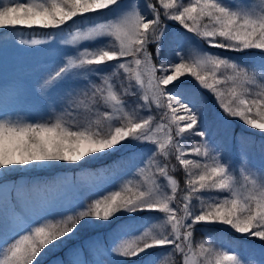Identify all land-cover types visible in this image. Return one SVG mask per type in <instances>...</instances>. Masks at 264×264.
<instances>
[{
  "label": "snow or ice",
  "instance_id": "snow-or-ice-1",
  "mask_svg": "<svg viewBox=\"0 0 264 264\" xmlns=\"http://www.w3.org/2000/svg\"><path fill=\"white\" fill-rule=\"evenodd\" d=\"M113 6L115 15L103 18ZM93 16L101 19L88 24ZM166 20L209 49L249 55L259 50L260 59L244 63L190 45L188 53L182 47L175 61L166 60L160 56ZM68 22L76 27L62 43L92 47L77 49L41 87L54 89L81 70L100 83L88 80L79 91L70 86L63 111L53 119H0V174L103 159L126 147L136 148L141 162L114 188L90 203L80 201L59 219L42 217L5 232L0 264H40L45 249L62 246L90 221L111 224L122 216L128 217L124 223L143 222L118 239L114 251L121 258H138L137 264H242L237 254L196 241L195 232L197 225L218 224L264 243V167L234 169L207 141L192 139L206 137L198 126L208 119V108L185 78L213 94L226 116L264 133V0H145L143 8L135 0L125 7L121 0H0V31L60 30ZM81 111L83 122L77 120ZM177 165L185 174L183 188L174 175Z\"/></svg>",
  "mask_w": 264,
  "mask_h": 264
},
{
  "label": "rangeland",
  "instance_id": "rangeland-1",
  "mask_svg": "<svg viewBox=\"0 0 264 264\" xmlns=\"http://www.w3.org/2000/svg\"><path fill=\"white\" fill-rule=\"evenodd\" d=\"M21 2H25V0H21ZM130 2L131 0H121L122 7L127 6ZM135 2L139 4L141 8L144 7L145 0H135ZM260 2L261 0H255V3L257 4ZM113 7L114 11L112 13L106 11L103 18L115 15L118 10H115V6ZM98 19H101V17L93 16L87 21V23L91 24ZM76 20L79 25L85 23L82 18L78 17ZM71 24L73 23L68 22L65 26H70ZM165 24L168 26L172 25L174 28V31L167 30L165 37L163 38L160 56L166 60L175 61L176 52L182 47L185 49V52L188 53L190 51V45H198L200 48L212 52L223 50L209 49L208 45L203 40H198L193 34L182 29L177 22L166 20ZM65 26L62 28H65ZM75 27L76 26L65 32H63L62 29H48L50 33L47 36H31L25 38L11 37L8 39L4 38L0 41V119L20 120L22 122L39 120L47 121L53 119L56 115L61 113L60 110H62L63 106L66 104V92L70 86L75 87L77 91H79L88 84V80L97 84L100 83L97 76L90 75L81 70L80 74L77 75L74 80L66 81L64 84H61L54 89L41 87L50 72L55 71L57 67L65 63L68 58L77 55V49L84 46L92 47L90 44L72 45L69 43H62V41H68L71 39V32L75 30ZM32 39H38L45 42L40 45L23 43V41H30ZM237 54L238 53L234 54L236 57L235 59H238ZM154 59L157 63L160 62V58L154 56ZM238 60L241 59L239 58ZM241 62L244 61L241 60ZM111 63L114 64L115 62ZM100 67L106 68V71H111L109 66L102 65ZM85 76H88L87 80L84 78ZM185 79L187 80V83L190 84L189 86H192L191 89H194L203 99L208 108V119L203 125L198 126L206 132V137H192V139L201 142L207 141L209 146L216 149L222 159L234 169L238 170L243 167L249 168L253 172H257L264 167V155L254 152L252 144L248 146L246 141L239 140L237 142L238 148L233 147V145L236 144V140L233 139L231 132L236 125L242 130L247 129L263 136V138L264 133L256 129H251L249 126L244 125L239 119H233L226 116L222 109L217 105V101L213 94L208 90L203 89L194 79L190 77H186ZM13 89L19 94L18 98L14 99L13 96H8L10 94L9 92ZM128 100L131 101L130 99ZM157 118L159 117L157 116ZM125 144H127V141H125ZM132 152H137V149L126 147L125 149L106 157H113L121 153L126 159V161L122 163L124 168L118 175L116 184L125 179L129 173L134 170V167L141 162L140 154L137 152L136 155H130ZM106 158H97L94 160H88L85 158V160L80 161L79 164H47L40 166L35 171H29L28 169L14 170L6 177L8 181L10 180V177L16 179L13 181L14 183H17L14 194L10 192L9 186L7 187L4 185V187L2 185L0 187V218L2 219L0 220V223L4 225V222H10L11 224L9 218L14 215L29 217L32 215V209L36 213L44 206L48 205L47 208L53 210L54 206L57 205V202L50 194H47V201L43 203L42 200L45 198H43L39 191L30 192L29 184H31V182L35 181L46 184L50 179L43 180L40 178L59 177L62 179V177L64 178L63 174H65V170L69 171L77 169V172H79L85 167V165H88L90 170L95 168V166L110 165L111 163L109 164V162L105 163L104 160H106ZM98 162L100 163L98 164ZM84 171L87 172V169H84ZM44 174L50 175L44 177ZM0 175L3 176V174ZM237 179H241L238 172ZM64 185L63 182L61 186L65 188ZM18 226L21 227V224ZM13 231L14 229L11 228L8 229L7 233L11 235ZM205 232L213 233L214 235L205 236ZM224 232L231 234L234 237V242H228V240L225 239L227 236ZM4 233L5 231L2 232V235ZM74 237L75 235H71L69 239H73ZM195 238L196 241L206 239L216 251H230L231 253L237 254L240 257L242 264H264L262 260H259L260 255L264 254V248L259 244H256L254 238H246L237 234L230 230L228 226L218 224L197 225ZM51 247L52 246L49 245V248ZM112 258L113 261L122 260V258L116 253ZM61 263L78 264L76 260H68L66 263L65 261H60V264Z\"/></svg>",
  "mask_w": 264,
  "mask_h": 264
},
{
  "label": "trees",
  "instance_id": "trees-1",
  "mask_svg": "<svg viewBox=\"0 0 264 264\" xmlns=\"http://www.w3.org/2000/svg\"><path fill=\"white\" fill-rule=\"evenodd\" d=\"M74 26L75 25L71 24L70 26H65V28H62V30L63 32H65L68 29H73ZM168 31H174L172 25L168 26ZM49 33L50 32L48 29L18 28L16 30H3L0 31V41L4 38L8 39L11 37L25 38L31 36H47ZM151 50H153L152 47H150V51ZM219 52L223 56H231L234 59L236 58L234 55L235 53L233 52L225 50H220ZM249 52L251 53L250 55L238 53V59L240 58L245 63L260 59L259 51L249 50ZM189 85L190 84H188V86ZM189 87L191 88L192 86ZM9 93L10 94L8 96L11 95L14 97V99L18 98L19 94H17L14 89ZM127 99L132 100L133 98L128 97ZM64 107L65 105L63 106L62 110H60V112L63 111ZM85 116L86 114L81 111L77 116V120L79 122H83ZM231 133L233 139L236 140V144H234L233 147L238 148L237 142L239 140H243L246 141L248 146L252 144V146L254 147L252 148L254 152L264 155L263 136L258 135L257 133H253L247 129L242 130L236 125L233 127V131ZM121 157H123L121 153L113 157H108L104 161L105 163H111L110 165L107 164L106 166H95V168H92L91 170L88 165H85V167H83L79 172H77V169L69 171L65 170V174H63L64 178L62 177V179L59 177L40 178L43 180L50 179V181L46 184L38 183L35 181L31 182V184H29L30 192L39 191L42 194L43 198H45L42 200L43 203L47 201V194H50L51 197L57 202V205L54 206L53 210L48 209V205L44 206L39 212L36 213L32 209V215H30L29 217H21L17 215L10 217L9 221H11V224L10 222H4V225L0 223V236L2 235V232H7L8 229L13 228L14 230H19L22 225L28 223L29 221H38L42 217H47L48 219H52L53 217H55L56 219H59V214L68 212L80 201L90 203L96 195L102 193L105 189L109 187L114 188L117 177L124 168V165L122 166V163L126 161L125 158L121 159ZM99 163L100 162H98V164ZM172 163L176 164V161L173 159ZM84 169H87V172H85ZM177 169L178 170L174 173V175L178 179L181 188H183L185 174L183 170H179V165H177ZM47 175L50 174H44V177H46ZM15 180L16 179H14L13 177H10V180L8 181L7 178L5 179V177L0 175V187L2 185H6L7 187L9 186L10 192L14 194L17 185V183L13 182ZM63 182L65 184V188L61 186ZM141 215L147 217L148 214L144 213ZM0 220L2 219L0 218ZM127 220V216H122L119 219H114L111 224L90 221L88 224L79 228L73 239H69V237L64 238V243L62 246L57 247L52 251H48L47 249H45L47 255L38 257V259L40 260V264H60V261H65L66 263L68 260H76L78 264H120L121 260L113 261L112 258V256H115L114 247L116 246L118 239H120L121 236L127 233L130 229L135 230L137 226L143 222L138 219L136 221H129L128 223H124V221ZM53 222L55 221L53 220ZM19 224H21V227L18 226ZM224 233L227 236L225 239H227L228 242H234V237L231 234L226 232ZM125 238L131 239L132 237L125 236ZM255 242L256 244H259L264 248V243H262L258 239H255ZM122 260H125L126 264H137L138 258H122ZM259 260H262L264 262V254L260 255ZM161 264H167V262L162 260Z\"/></svg>",
  "mask_w": 264,
  "mask_h": 264
}]
</instances>
